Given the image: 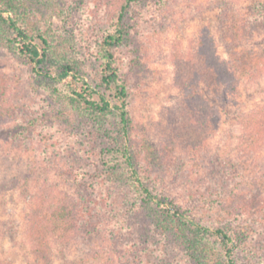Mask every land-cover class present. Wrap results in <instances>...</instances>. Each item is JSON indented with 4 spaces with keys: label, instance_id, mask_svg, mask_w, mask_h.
<instances>
[{
    "label": "rangeland",
    "instance_id": "rangeland-1",
    "mask_svg": "<svg viewBox=\"0 0 264 264\" xmlns=\"http://www.w3.org/2000/svg\"><path fill=\"white\" fill-rule=\"evenodd\" d=\"M28 5L32 21L52 36L55 53L75 61L87 79L95 77L99 42L117 5L107 0H28ZM231 10L250 23L246 47L264 46V0L135 1L126 13L128 36L115 49V65L135 123L167 147L160 172L148 171L140 154L141 173L152 188L196 220L242 240L234 253L237 264H264V143L251 153L239 143L241 118L264 102V70L253 83L243 80L218 89L197 80L200 101L219 120L204 149L189 150L165 139L168 111L183 97L173 84L171 48L193 51L203 31L218 55L232 60L243 46L230 43ZM0 81L9 84L4 103L15 111L0 121V264H114L112 254L121 256V249L108 252V240L100 237L107 229L117 237L115 248L131 246L122 263L115 258L116 264H188L137 214L133 195L118 181L124 179L108 174L99 153L112 146L113 131L103 134L85 120L64 118L31 83L28 66L2 46ZM16 120L23 124L17 127L24 134L20 147L12 146L3 128ZM64 180L77 181L70 185ZM61 197L73 198L82 210L78 236L68 246L53 242L46 259H35L27 220L45 200ZM94 250H99L96 257Z\"/></svg>",
    "mask_w": 264,
    "mask_h": 264
},
{
    "label": "trees",
    "instance_id": "trees-1",
    "mask_svg": "<svg viewBox=\"0 0 264 264\" xmlns=\"http://www.w3.org/2000/svg\"><path fill=\"white\" fill-rule=\"evenodd\" d=\"M135 1L138 0H107L110 5L117 6L111 15L110 29L99 42L98 68L93 78L87 79L71 58L55 53L52 36L30 18L28 0H0V46L28 66L31 83L52 99L64 118L85 120L103 134L115 133L112 146L101 149L99 156L110 176L124 179L118 181H122L133 195L137 214L151 230L163 235L169 244L181 251L188 264H237L234 253L242 240L235 241L221 226L196 220L173 198L155 191L149 177L141 173L140 154L146 158L148 171L160 172L164 168L167 147L135 123L128 108L126 84L120 79L115 65V49L128 36L124 23L126 13ZM227 18L231 45L243 46L232 60L224 61L213 40L203 31L194 40L193 51L171 48L173 84L183 93L182 99L168 111L169 138H164L172 144L175 142L183 148L200 151L218 129L217 115L200 101L196 92L197 80L205 79L218 89L236 86L243 80L253 83L262 75L264 46L255 43L246 47L248 34L252 33L250 23L234 10ZM8 86L0 81V121L15 113L4 103ZM240 124L239 143L243 150L251 153L263 145L264 102L249 110ZM22 126L16 120L13 126L3 127L8 141L15 144L12 146L20 147L23 142V131L18 130ZM64 181L71 185L77 180ZM68 200L64 197L49 203L45 200L46 205H40L29 216L26 227L30 231L31 255L35 259H46L54 243L68 246L78 234L82 210L73 198ZM100 237L108 240V252L121 249V256L112 254V262L116 264V258L122 263L125 248L128 247L130 252L131 246L124 244L125 247L115 248L114 243L118 240L110 229ZM62 254L66 252L62 250ZM98 255L99 250H94V257Z\"/></svg>",
    "mask_w": 264,
    "mask_h": 264
}]
</instances>
